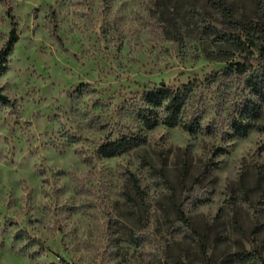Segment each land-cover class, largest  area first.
Instances as JSON below:
<instances>
[{
  "label": "rangeland",
  "instance_id": "rangeland-1",
  "mask_svg": "<svg viewBox=\"0 0 264 264\" xmlns=\"http://www.w3.org/2000/svg\"><path fill=\"white\" fill-rule=\"evenodd\" d=\"M12 23L0 264H264V85L246 84L264 64L211 77L258 55L264 0H0V48ZM193 80L201 130L145 129L143 91ZM248 103L254 128L234 136ZM124 136L145 142L99 154Z\"/></svg>",
  "mask_w": 264,
  "mask_h": 264
},
{
  "label": "trees",
  "instance_id": "trees-1",
  "mask_svg": "<svg viewBox=\"0 0 264 264\" xmlns=\"http://www.w3.org/2000/svg\"><path fill=\"white\" fill-rule=\"evenodd\" d=\"M238 28L241 32L247 31L242 25H240ZM18 40L19 35L16 31L15 24L12 23L7 39L0 48V77L7 70L8 55ZM226 40H228V38L224 37L223 41ZM258 52L259 53L256 57H243L242 61L228 63L221 70L214 71L211 74V77L213 80H216L217 78L232 74L234 72L242 74L247 70L252 69L254 64L261 68L264 64V44L259 47ZM256 74H258L257 70L251 73L246 78V84L251 86V88L254 89L257 94H260L262 92L261 88H263L264 85V79L258 81V75ZM199 84V81L193 80L186 84L179 85L178 87L161 85L159 87H154L152 89L143 91V107L137 110V118L141 121L144 128L148 130L153 129L159 124L167 128L182 127L188 133H195L196 131L201 130V114L195 111L191 117H188L186 112L189 95L192 93L195 86ZM9 103L10 99L0 90V106L8 105ZM156 109L162 110V116L159 118L156 115ZM257 114L258 112L255 110L254 105H251V103L245 104L243 109L240 110L238 117L231 119L229 123V129L232 131V134L237 137L246 136L248 132L254 128L251 120L255 119ZM144 142L145 139L142 137L124 136L117 140L108 141L100 145L99 154L104 158L116 157L125 153L130 148L142 145ZM130 181L136 192L141 193L138 180L131 175ZM177 215L185 227L188 228L189 224L185 214L181 210H178ZM21 239L22 234L21 232H18L15 236V240ZM64 264L68 263L64 262Z\"/></svg>",
  "mask_w": 264,
  "mask_h": 264
},
{
  "label": "water",
  "instance_id": "water-1",
  "mask_svg": "<svg viewBox=\"0 0 264 264\" xmlns=\"http://www.w3.org/2000/svg\"><path fill=\"white\" fill-rule=\"evenodd\" d=\"M163 85V84H162Z\"/></svg>",
  "mask_w": 264,
  "mask_h": 264
}]
</instances>
